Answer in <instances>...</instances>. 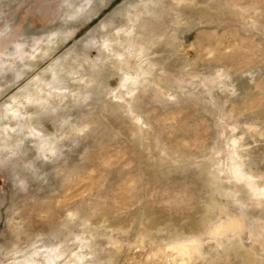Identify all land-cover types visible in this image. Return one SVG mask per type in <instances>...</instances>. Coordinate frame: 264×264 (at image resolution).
Here are the masks:
<instances>
[{
    "label": "rangeland",
    "instance_id": "rangeland-1",
    "mask_svg": "<svg viewBox=\"0 0 264 264\" xmlns=\"http://www.w3.org/2000/svg\"><path fill=\"white\" fill-rule=\"evenodd\" d=\"M0 264H264V0H0Z\"/></svg>",
    "mask_w": 264,
    "mask_h": 264
},
{
    "label": "snow or ice",
    "instance_id": "snow-or-ice-1",
    "mask_svg": "<svg viewBox=\"0 0 264 264\" xmlns=\"http://www.w3.org/2000/svg\"><path fill=\"white\" fill-rule=\"evenodd\" d=\"M43 111H47V108H46V106L45 107H43ZM37 116H40V115H42V112H37V114H36ZM46 159H47V157H45ZM193 243H194V241H193Z\"/></svg>",
    "mask_w": 264,
    "mask_h": 264
}]
</instances>
